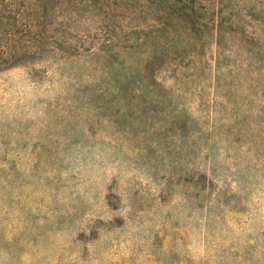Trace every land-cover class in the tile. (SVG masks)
Segmentation results:
<instances>
[{"label":"rangeland","instance_id":"374dc122","mask_svg":"<svg viewBox=\"0 0 264 264\" xmlns=\"http://www.w3.org/2000/svg\"><path fill=\"white\" fill-rule=\"evenodd\" d=\"M0 264H264V0H0Z\"/></svg>","mask_w":264,"mask_h":264}]
</instances>
